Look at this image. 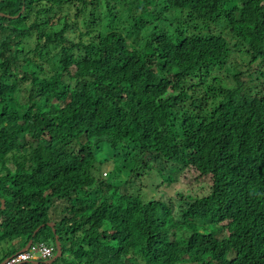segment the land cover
<instances>
[{
	"label": "trees",
	"instance_id": "obj_1",
	"mask_svg": "<svg viewBox=\"0 0 264 264\" xmlns=\"http://www.w3.org/2000/svg\"><path fill=\"white\" fill-rule=\"evenodd\" d=\"M0 12V263L53 222L65 264H264V0Z\"/></svg>",
	"mask_w": 264,
	"mask_h": 264
},
{
	"label": "rangeland",
	"instance_id": "obj_2",
	"mask_svg": "<svg viewBox=\"0 0 264 264\" xmlns=\"http://www.w3.org/2000/svg\"><path fill=\"white\" fill-rule=\"evenodd\" d=\"M104 154H107L108 152L106 150L103 151ZM97 169H99L98 172H100L101 176L104 177L105 181H109L110 176H112L114 170L118 169L120 174L122 173L118 167L114 165L113 162L106 163L102 166L97 165ZM96 169V175H98ZM128 170L124 169L122 173V180H126L128 177ZM108 173V174H106ZM110 174V175H109ZM200 169L198 168H193L190 170H186L185 172L181 173L178 175V183H177V193L176 194H183V196L180 195V198L183 199L187 195H192L194 196L195 192H200L204 191V188L207 187V184H210V175H201L200 176ZM108 177V178H107ZM150 182L154 181V177H150ZM179 199V197L177 196ZM62 203V202H61ZM62 204L58 203V208ZM63 206V205H62ZM61 206V207H62ZM54 217V216H53ZM50 246H55L54 242L51 241L49 243ZM19 246V241L14 240V241H9V240H3V242H0V258L4 255L6 251H11L13 248H16ZM3 251V252H2ZM56 253L54 254V256ZM53 258V257H52ZM70 264L71 260H67ZM54 264H65L62 259H58L56 263Z\"/></svg>",
	"mask_w": 264,
	"mask_h": 264
},
{
	"label": "built area",
	"instance_id": "obj_3",
	"mask_svg": "<svg viewBox=\"0 0 264 264\" xmlns=\"http://www.w3.org/2000/svg\"><path fill=\"white\" fill-rule=\"evenodd\" d=\"M53 249L44 244L32 245L27 252L12 257L6 264H19L32 259L48 260L52 256Z\"/></svg>",
	"mask_w": 264,
	"mask_h": 264
},
{
	"label": "water",
	"instance_id": "obj_4",
	"mask_svg": "<svg viewBox=\"0 0 264 264\" xmlns=\"http://www.w3.org/2000/svg\"><path fill=\"white\" fill-rule=\"evenodd\" d=\"M0 15L4 16V15H7L5 14L4 12H0ZM9 17V15H7ZM19 15H16L15 17H18ZM11 17H14V16H11ZM14 17V18H15ZM2 208H5V200H2ZM49 225L53 228V232H54V237H55V251H56V255L53 256L52 259H50L49 261L47 262H42L43 264H52L56 259H58L59 257H61V245H60V242L58 240V236L55 234V229H54V223L53 222H50ZM43 227L40 226L38 227L35 232H34V236L37 234V232L39 231V229ZM33 243V240H31L28 245L26 246L25 249H23V251L27 250V248ZM3 264V263H2ZM22 264H40L39 262H33V261H30V262H25V263H22Z\"/></svg>",
	"mask_w": 264,
	"mask_h": 264
},
{
	"label": "clouds",
	"instance_id": "obj_5",
	"mask_svg": "<svg viewBox=\"0 0 264 264\" xmlns=\"http://www.w3.org/2000/svg\"><path fill=\"white\" fill-rule=\"evenodd\" d=\"M106 174H108V173H106ZM55 232H56V231H55ZM54 236H55V235H54ZM38 244H44V245L48 246L49 248H52V249H53L52 256H51L48 260H43V259L36 258V259L29 260V261H23V262H21V263H19V264H22V263H25V262H30V261H33V262H39V263L41 264L42 262H47V261H49L50 259H52V257H53L54 254L56 253V251H55V249H54L55 246H50V245L45 244V243H36V242L33 241V243L27 248V250L23 251V249H22V250L19 251L18 253H16V254H14V255H12V256L6 258L2 263H3V264H6V262H7L8 260H10L12 257L17 256V255H20L21 253L27 252L28 249H29L32 245H38ZM54 244H55V237H54ZM53 247H54V248H53ZM25 248H26V247H25ZM25 248H24V249H25ZM56 260H57V259H56ZM56 260H55V261H56ZM55 261H54V262H55ZM54 262H53V263H54ZM2 263H0V264H2Z\"/></svg>",
	"mask_w": 264,
	"mask_h": 264
}]
</instances>
